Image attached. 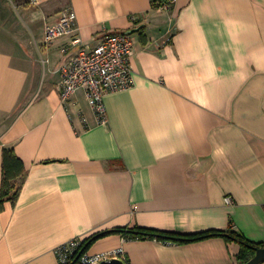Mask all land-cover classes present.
<instances>
[{
    "label": "crops",
    "instance_id": "crops-1",
    "mask_svg": "<svg viewBox=\"0 0 264 264\" xmlns=\"http://www.w3.org/2000/svg\"><path fill=\"white\" fill-rule=\"evenodd\" d=\"M161 1L0 0V188L5 148L27 169L0 211V264H59L62 245L127 227L264 243V0ZM66 10L86 47L133 31L134 84L105 96L106 126L84 91L62 102L76 50L45 34ZM118 250L128 264H236L240 245L113 234L88 254Z\"/></svg>",
    "mask_w": 264,
    "mask_h": 264
},
{
    "label": "built area",
    "instance_id": "built-area-1",
    "mask_svg": "<svg viewBox=\"0 0 264 264\" xmlns=\"http://www.w3.org/2000/svg\"><path fill=\"white\" fill-rule=\"evenodd\" d=\"M177 2L178 0H169L163 8L169 9ZM77 33L75 15L71 10L64 11L57 23L46 28L47 44L62 37H71V47L76 50L60 67V96L62 102L67 104L77 92L84 91L98 124L106 126L109 119L105 96L127 90L134 84L131 65L133 38L126 33L106 35L99 45L90 48L83 46ZM64 53L68 51L64 50ZM227 202L232 204L230 198ZM83 243V239H74L59 247L56 250L59 264H72L77 259H80L79 264H100L112 259L126 261L121 250L98 255H78Z\"/></svg>",
    "mask_w": 264,
    "mask_h": 264
},
{
    "label": "trees",
    "instance_id": "trees-1",
    "mask_svg": "<svg viewBox=\"0 0 264 264\" xmlns=\"http://www.w3.org/2000/svg\"><path fill=\"white\" fill-rule=\"evenodd\" d=\"M169 3V0H162L159 5L164 6ZM133 32V31H131ZM136 32V31H134ZM143 40V39H142ZM2 186L0 188V211L4 209L7 202L16 203L20 196L22 184L26 178L27 169L23 160L18 157L13 148H5L2 156ZM118 234L125 240H156L164 244L184 245L201 240L223 237L227 241L236 242L240 245V251L236 256V264H245L251 260L257 249L264 248V243H253L247 240L242 234L234 231H207L196 234H181L175 232L158 231L153 229L135 227V228H119L110 231H105L92 235L85 239L82 248L78 255L88 253L90 247L99 239L109 235ZM77 255V256H78ZM80 259L75 260L72 264H79ZM128 264L127 261L124 262Z\"/></svg>",
    "mask_w": 264,
    "mask_h": 264
},
{
    "label": "water",
    "instance_id": "water-1",
    "mask_svg": "<svg viewBox=\"0 0 264 264\" xmlns=\"http://www.w3.org/2000/svg\"><path fill=\"white\" fill-rule=\"evenodd\" d=\"M126 34L132 35V32H127ZM263 262H264V248L257 249L255 256L245 264H262ZM100 264H125V263L120 259H112L109 261H103Z\"/></svg>",
    "mask_w": 264,
    "mask_h": 264
}]
</instances>
